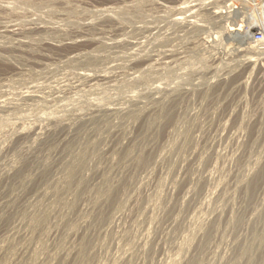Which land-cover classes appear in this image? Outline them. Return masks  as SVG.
<instances>
[{
    "label": "rangeland",
    "instance_id": "374dc122",
    "mask_svg": "<svg viewBox=\"0 0 264 264\" xmlns=\"http://www.w3.org/2000/svg\"><path fill=\"white\" fill-rule=\"evenodd\" d=\"M263 5L0 0V264H262Z\"/></svg>",
    "mask_w": 264,
    "mask_h": 264
},
{
    "label": "bare ground",
    "instance_id": "6f19581e",
    "mask_svg": "<svg viewBox=\"0 0 264 264\" xmlns=\"http://www.w3.org/2000/svg\"><path fill=\"white\" fill-rule=\"evenodd\" d=\"M264 1V0H263ZM129 3V2H128ZM214 3V2H213ZM230 3H231V1H230ZM7 5V4H6ZM135 5V4H134ZM232 5V4H231ZM131 6V5H130ZM126 7V6H125ZM124 7V8H125ZM218 7V6H217ZM110 8V7H109ZM258 8V7H257ZM263 9H264V5L263 6H260V10H261V12H260V14H259V12H258V14H259V16H254V15H252L251 17H250V23H249V27H250V30H258V28L261 26V24H262V22H263V20H264V17H263V13H262V11H263ZM99 11V10H98ZM57 12V11H56ZM115 11H113L112 9H100V14L99 15H101V17H103V16H112L111 14L112 13H114ZM220 12H222V10H215V12H213L215 15H218ZM115 15V14H114ZM100 17V16H99ZM118 17V16H117ZM123 17V16H122ZM121 20H122V18H121ZM125 22V21H124ZM93 24V23H92ZM20 25V24H19ZM85 26H88V23H85L84 24ZM139 26V25H138ZM148 26H149V24H148ZM16 25L14 24V25H12L11 26V29L8 31V32H10L11 34H13V35H16L17 33H16ZM132 27V26H131ZM152 27V26H151ZM232 28V30L234 29L235 30V32H238V33H240L242 30H240V28H241V26L239 25L238 27H231ZM250 30H248L247 32H246V34L245 35H243V37H239V36H236V37H238V38H240V39H242V38H244V39H247V40H249V39H252V34H251V32H250ZM149 31H153V28L152 29H150ZM212 33V32H211ZM4 35V34H3ZM147 36V35H146ZM8 38V37H7ZM17 39V38H16ZM15 39V40H16ZM19 39H21V38H19ZM18 40V39H17ZM246 40V41H247ZM20 41V40H19ZM245 41V40H244ZM243 41V42H244ZM16 42V41H15ZM126 42V41H125ZM129 42V41H128ZM139 42V41H138ZM124 43V40H123V38H121V37H116V38H114V40H110V41H108L107 42V46H108V48H118V47H120L122 44ZM133 44H136V42H132V43H130V47H132V45ZM215 48V47H214ZM239 48V47H238ZM220 49V48H219ZM131 50V49H130ZM164 51V50H163ZM229 53H231V52H229ZM235 53V52H234ZM102 54V53H101ZM94 55V54H93ZM96 56V55H95ZM128 56H129V54H128ZM127 56V57H128ZM76 57V56H75ZM75 57H73V58H75ZM115 57V56H114ZM152 57H154V56H152ZM124 59V58H123ZM154 61V60H153ZM162 73V72H161ZM91 76V75H90ZM79 79V78H78ZM22 97H24L25 96V94H22L21 95ZM122 103V102H121ZM262 264H264V262L262 263Z\"/></svg>",
    "mask_w": 264,
    "mask_h": 264
},
{
    "label": "built area",
    "instance_id": "2783aa9c",
    "mask_svg": "<svg viewBox=\"0 0 264 264\" xmlns=\"http://www.w3.org/2000/svg\"><path fill=\"white\" fill-rule=\"evenodd\" d=\"M236 10H238V5H235L234 3H229L226 8H224L223 12L224 14H231ZM262 13L264 17V9ZM252 40L254 41V43L260 46H264V20L258 30L252 34Z\"/></svg>",
    "mask_w": 264,
    "mask_h": 264
}]
</instances>
